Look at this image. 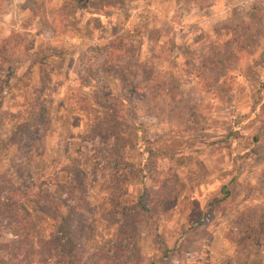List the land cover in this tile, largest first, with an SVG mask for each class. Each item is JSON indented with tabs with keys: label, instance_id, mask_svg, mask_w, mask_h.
<instances>
[{
	"label": "rangeland",
	"instance_id": "374dc122",
	"mask_svg": "<svg viewBox=\"0 0 264 264\" xmlns=\"http://www.w3.org/2000/svg\"><path fill=\"white\" fill-rule=\"evenodd\" d=\"M0 48V249L82 198L89 260L264 264V0H0Z\"/></svg>",
	"mask_w": 264,
	"mask_h": 264
},
{
	"label": "trees",
	"instance_id": "16d2710c",
	"mask_svg": "<svg viewBox=\"0 0 264 264\" xmlns=\"http://www.w3.org/2000/svg\"><path fill=\"white\" fill-rule=\"evenodd\" d=\"M193 2H197V0H193ZM8 49V47L4 46ZM5 48H0V74H5L6 81L7 75H11L15 72L16 63L14 61L6 60V52ZM117 47H113L110 49V60H115L114 53ZM118 50H121V46H119ZM115 57H122V55H118ZM130 58V57H129ZM119 63V61H117ZM122 63V60L120 61ZM132 66H130L129 70ZM137 68V65H134ZM8 73V74H7ZM112 73L119 75L117 71H113ZM127 75L130 79L134 80L131 73L128 72V69H125L122 72V75ZM4 83V80L0 81V87ZM1 94V91H0ZM2 103V96L0 95V105ZM116 117L112 116V120H115ZM114 156V155H112ZM111 156V157H112ZM85 173L81 170H77L73 175V186L74 189L78 191L79 195L84 193V183ZM168 180L164 182L161 186L160 191H158L160 196V201L151 200V195L148 197L147 195L143 197V195L138 199L139 201L136 203V206L140 208V210H145L149 219L153 218V210L155 208L159 213L163 216L171 210L174 206V203L178 199V195L175 190L167 187ZM2 192L0 191V202L3 199V209L7 211V206L9 200L2 196ZM157 197V198H158ZM147 204V206H145ZM149 205L153 207H149ZM160 208H162L163 212H160ZM89 210L86 208L84 204V200L79 198L78 204L74 202V206L69 205L68 209H66V213L62 214L61 212L56 211L57 216L50 217V222L48 223V236L38 237L36 241L33 239L20 235L18 232L12 233V239L15 242V245L9 246L6 245L0 249L5 256L9 258L8 262L10 264H15L13 261L22 260L20 264H108L110 258H104L96 261L89 260L85 257L86 246H83V243L86 240L83 238L84 230H88L91 226L89 220ZM127 210L124 211L122 215H126ZM136 224V221L134 222ZM134 223L128 225V231L134 233L135 227ZM119 223L117 222V225ZM124 227V226H123ZM4 227L0 225V232ZM12 231V230H10ZM79 233V235L77 234ZM124 235V234H122ZM121 238V226L120 230H118L117 241L115 244L119 246H113L112 249L116 251H120V240ZM114 241V242H115ZM132 250L135 252V246L132 245ZM124 253V252H122ZM136 253V252H135ZM125 254V253H124ZM127 254V253H126ZM33 257L34 260L29 261V259ZM121 256L117 255V253L112 255V261L115 264H120ZM125 261L130 263V257L124 256ZM153 264V263H151Z\"/></svg>",
	"mask_w": 264,
	"mask_h": 264
}]
</instances>
